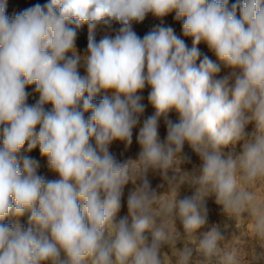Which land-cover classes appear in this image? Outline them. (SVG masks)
Returning a JSON list of instances; mask_svg holds the SVG:
<instances>
[{
    "label": "clouds",
    "instance_id": "clouds-1",
    "mask_svg": "<svg viewBox=\"0 0 264 264\" xmlns=\"http://www.w3.org/2000/svg\"><path fill=\"white\" fill-rule=\"evenodd\" d=\"M6 6L0 0V264H173L165 246L174 264H259L256 249L248 258L234 243L221 248L219 225L200 239L194 232L207 223L211 195L228 218L247 214L264 246V0H47L13 17ZM172 12L191 48L170 27L143 38L133 30L149 13ZM113 22L121 25L115 35L99 43L90 35L81 57L77 28ZM201 42L231 69L227 77L215 78L220 63L208 57L196 66ZM30 85L39 94L32 105ZM146 86L154 114L139 128L141 151L118 162L109 146L132 143ZM26 142L58 179L38 175L39 162L22 153ZM185 144L202 161L199 174L181 167ZM149 170L173 171L167 194L152 190ZM129 182L131 223L117 219ZM185 184L195 194L179 198ZM25 214L27 227L19 223Z\"/></svg>",
    "mask_w": 264,
    "mask_h": 264
},
{
    "label": "rangeland",
    "instance_id": "rangeland-1",
    "mask_svg": "<svg viewBox=\"0 0 264 264\" xmlns=\"http://www.w3.org/2000/svg\"><path fill=\"white\" fill-rule=\"evenodd\" d=\"M47 3V0H7L6 6V15L9 17H13L25 9L30 8L36 4L44 5ZM234 3H242V0H229V6ZM182 20H177L175 18V12L169 13L163 18H157L153 16L151 13L147 14L145 19L142 22H133V30L137 33V35L141 38L151 31L158 30L160 27L165 28H172L174 30V34L183 40L188 48L193 46V41L191 37H185L182 30ZM121 27L119 23L113 22L111 28L105 27L103 24H98L95 29H93L90 33L89 25L87 23L82 24L80 27L77 28V37H76V48L81 57L86 56L87 53V46L89 42L90 35L94 38L96 43H99L105 36H114L115 32ZM199 57L196 60V66H199L200 62L203 60L204 57H208L217 63H220L215 55L210 51L207 44L201 42L199 45H196ZM68 55H71L69 53ZM79 74L81 76L86 75V69L84 66L83 59L80 61L78 67ZM231 72V69L225 66L223 63H220V71L216 74V79H223L227 77ZM35 85H30L26 87V92L28 93L27 103L29 105L35 104V102L39 99V94L35 92ZM150 92L149 87H145L143 92L141 93L143 100L142 103L145 105V111L143 114L140 115L139 123L136 128L133 129V136H132V143L130 145H126L124 142L121 141H113V143L109 146V151L111 155L118 161V162H125L127 160H135L138 158L139 153L141 151L140 145L137 142V136L139 134V128L143 126L144 122L147 120L148 117L154 114V108L148 102V95ZM105 93L101 92L97 94L94 98L97 102L103 97ZM45 109L48 111L52 110V105L47 104L45 105ZM90 115V113H86L85 117ZM169 119L172 121L177 120V115L175 112L170 113ZM254 125L249 124L247 126L246 131L251 132L253 130ZM39 126H37V131ZM158 134L159 139L161 142H164L167 136V126L161 118L159 121L158 126ZM242 148V143H238L236 145V150L239 152ZM230 149H225V152L229 151ZM22 153L28 155L29 157L35 159L39 162L38 167V175L45 178V180H54L58 179V174L53 172L49 165L48 160L46 157L41 156L39 147L32 149L30 152L27 151V142L22 149ZM183 154L186 155L189 159L187 162L181 165L182 169L188 172L196 171V174H199L198 170L201 166L202 161L200 157L194 153L191 148L185 144L183 149ZM174 175L173 171L169 170L167 173V177L161 174L160 171H152L149 170L147 173V180L149 181L152 190H154L157 195H165L169 192V179ZM139 183V181H137ZM135 185L129 182L123 190V196L121 200V208L117 215V219L127 217L129 223H131V218L128 216V209H127V198L128 195L132 190H134ZM258 191L264 193V187L258 189ZM195 194V187H191L187 184L183 185L180 189L179 198L184 197H191ZM204 203L207 209V223L198 228L194 235L200 239L203 235L210 231L213 225H219L220 231L222 236L224 237V241L221 242L220 247L223 248L224 244L227 242L234 243L238 246L241 252L245 255V257L250 258L252 253L257 251L259 254V264H264V246L259 245V242L254 240L251 233V226L247 222V214H244V218L242 220L236 221L235 219L228 218L224 213L223 209L220 205H218L215 201L214 196H207L204 198ZM15 218L9 217L5 220V223H14ZM19 223L24 227L28 226V214L19 218ZM177 226L182 231V225L177 223ZM155 229H150L148 231V235L151 238V233ZM184 247L183 243H178L177 248L182 249ZM189 247L193 248V255L197 259H199L198 253L195 251V245L189 244ZM166 252L173 264L175 262V257L172 255L171 249L167 246L163 249Z\"/></svg>",
    "mask_w": 264,
    "mask_h": 264
}]
</instances>
